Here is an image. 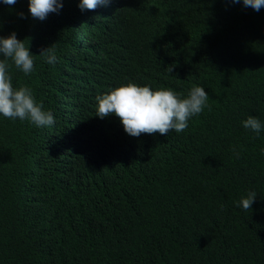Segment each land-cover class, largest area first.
I'll use <instances>...</instances> for the list:
<instances>
[{"label": "trees", "instance_id": "16d2710c", "mask_svg": "<svg viewBox=\"0 0 264 264\" xmlns=\"http://www.w3.org/2000/svg\"><path fill=\"white\" fill-rule=\"evenodd\" d=\"M62 2L41 21L28 0H0V36L35 55L28 75L8 61L12 84L55 118L0 116V264H264V128L242 125H264V7ZM128 82L201 86L208 107L184 132L133 137L96 116L95 97Z\"/></svg>", "mask_w": 264, "mask_h": 264}, {"label": "clouds", "instance_id": "9594fccd", "mask_svg": "<svg viewBox=\"0 0 264 264\" xmlns=\"http://www.w3.org/2000/svg\"><path fill=\"white\" fill-rule=\"evenodd\" d=\"M3 2L13 5L16 0ZM230 2L240 3L241 0ZM108 3L110 0H79L78 7L82 11L85 9L94 11ZM242 3L255 11L264 7V0H242ZM62 7V0H28L29 13L34 19L41 21ZM19 15L23 18V13ZM25 39H17L15 32L7 37L0 36V56L3 57L0 58V116L8 120H27L36 127H51L55 123L51 111L43 110L42 104L35 100L30 87L25 85L14 87L9 74V60L25 75L34 71L35 55L29 51V39L27 38V46ZM53 45L42 49L39 54L48 64L57 62ZM168 71L172 72V67ZM208 99V94L201 86H192L187 96L182 97L170 88L160 87L153 90L150 85L141 86L128 82L95 97L96 116L103 119L115 115L123 125L125 133L133 137L156 133L167 136L172 131L184 132L188 128L189 119L201 114L208 107ZM242 125L257 135L264 128L261 121L251 115L242 121ZM256 195L255 191H249L246 197H241L237 206L245 211L251 210Z\"/></svg>", "mask_w": 264, "mask_h": 264}]
</instances>
